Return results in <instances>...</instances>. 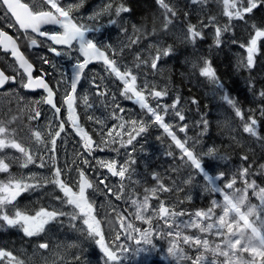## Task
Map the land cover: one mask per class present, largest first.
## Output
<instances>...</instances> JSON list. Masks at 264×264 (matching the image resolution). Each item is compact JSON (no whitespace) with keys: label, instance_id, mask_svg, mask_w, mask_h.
<instances>
[{"label":"trees","instance_id":"1","mask_svg":"<svg viewBox=\"0 0 264 264\" xmlns=\"http://www.w3.org/2000/svg\"><path fill=\"white\" fill-rule=\"evenodd\" d=\"M120 2L131 9L128 12V19L133 25V32L137 33L138 40L133 49L124 50L125 61L132 70L138 61H150L152 55L155 57L157 51L161 52L157 68L161 75L166 76L168 85L166 88L172 101L177 95L180 96L181 101L177 107L182 109L185 115L184 123L187 129L185 132H179V138L182 142L187 141L186 146L192 151L194 159L202 165V169L197 170L190 161L182 160L181 150L165 135H151L156 130L152 127L149 132L150 140L162 145L165 153L147 164L143 163L141 157L135 160L134 168L142 170L149 179L140 186L137 178H133L134 171L131 172L134 174L125 176L122 179V191L119 192L123 196V203L128 194L136 191L141 193L146 185L155 182L154 176L151 175L155 168L157 177L163 182V187L159 190L161 195L155 193V200H163L165 204L169 202L175 209L181 211L209 209L208 200L213 196L211 193L202 194L198 187L191 191L188 189L194 187L191 181L193 178L203 176L205 171L212 169L220 170L227 180L230 175L243 176L246 177V182L264 188V116L261 115L264 97L259 95L264 91V38L259 42L254 67L247 69L241 66V61L245 60L247 55L246 48L241 45H247L254 35L252 25L264 27V5L254 9L252 13L245 14L243 20H230L224 15L223 0H203L199 3H192V0H164L172 12L164 9L159 0ZM212 18L214 20L209 24ZM167 20L172 22L165 28ZM202 23L209 26L202 27ZM226 24L230 30L223 32L221 37L223 43L217 47L214 43L215 27L223 28ZM189 25H196L197 31H202L203 34L194 44L188 40ZM149 38L151 42L147 41ZM169 46L172 52L168 56H163L162 52ZM137 55L140 60H137ZM204 60L211 61L217 76L224 83L227 94L245 113L243 120L235 115L232 106L220 98L222 94L215 93L213 83L200 75L199 68L203 66ZM194 64L197 67L194 68ZM142 65H147L151 69L149 63ZM143 66L138 70L141 71ZM193 100L197 103H192ZM249 115L257 120V135L243 130ZM203 119L208 121L207 131L203 128ZM10 128L15 130L16 139L23 137L22 131L15 125ZM168 152H172L173 155L168 156ZM49 174L51 175V172ZM235 180L237 181L235 186L241 184L237 178ZM163 188L170 191H163ZM57 196L61 197V200L64 199L58 188L45 184L42 191L22 193L16 207L30 214L40 207L67 212L68 206L57 201L55 199ZM68 219L62 217V224L51 222L55 233V238L51 241L45 239L43 234L29 238L19 228L5 227L0 230V249L11 251L15 261L32 264L34 261L27 260L26 255L37 243H47L49 245L47 251L55 244L60 254L52 257L53 262L38 264H88L90 251L97 245L87 237L78 224L73 227V223L71 224V220ZM158 223L159 220H156V224ZM180 244L182 245V242ZM183 247L189 258L197 257L199 251L197 248ZM15 261L2 258L0 264H15Z\"/></svg>","mask_w":264,"mask_h":264},{"label":"snow or ice","instance_id":"2","mask_svg":"<svg viewBox=\"0 0 264 264\" xmlns=\"http://www.w3.org/2000/svg\"><path fill=\"white\" fill-rule=\"evenodd\" d=\"M84 0H80L79 4L68 5L62 7L58 0H45V3L50 6L48 10L36 7L35 0H32V6L29 3L21 2V0H0V12H3L5 17L12 18L13 23L6 25L8 28H13L18 26L19 29L24 30L25 35L29 32L38 34L39 37L45 38L43 46L47 48L48 52L54 54L55 56H68L72 59V53L76 52L79 56L76 58L73 64V71L70 79L66 82L64 91L61 93L62 100L58 102L54 99L56 92L60 90L62 85H65L64 76L65 73H60L59 79H57L54 85H51L46 81V77L49 73L40 69V75L35 76L33 72L35 66L29 62L25 57L23 52L20 51L16 39L9 35L3 29H0V48L4 51H10L11 56L15 59L18 65L17 71H21L23 75L21 76L22 87L28 90L42 89L46 92L45 96H42L39 100L32 101L34 105L46 104L50 107L52 116L44 124L38 125L37 130L32 132V138L37 146L44 154L37 156L29 148L22 146V143L18 142L15 138V130L11 129L9 123L0 120V152L5 149L11 148L17 150L23 157L22 167L27 168L30 164H36L39 160L40 168H50L51 176L47 178H38L35 174L31 177H16L10 174V164L5 162V158H0V173H9L6 180H0V230L5 227L19 228L26 237L37 236L44 233L46 230V225L50 222H56L57 224H62V217H68L71 221L81 220L82 225L86 226L82 230L87 234V237L91 239L96 245L99 246L102 255L104 257V264H123V259L129 248L125 247V244H121V234L116 233L114 239L109 244L106 241L105 235L101 230L100 221L93 214L94 207L93 203L90 202L87 195V190L93 188L92 182L88 179L85 171L79 167L76 168L77 175L79 177L78 181L75 182V186L78 190H74L73 186H69L65 182L67 173L72 169L68 167V161L64 162V167H60L57 162V140L59 139L62 144L66 143V137L68 132L66 130V123L71 129L80 137L81 146L85 152L91 155L94 151H104L106 148H111L113 152L119 154L120 148L126 147L127 145H132L133 141L136 140L141 133L147 130L148 125L143 121L138 122L133 119L130 121L131 130L126 133L127 139L124 140L121 133H116V136L121 137L117 140L113 137L112 130H108L107 136L109 139L105 140L103 138L104 128L101 127L99 135L101 136L100 142L96 143L93 141L92 136L84 130V128L79 123V117L76 114V99H77V88L80 86L83 74L88 68L89 64L93 61L100 60L106 65V71L110 75H114L119 81L122 82L123 88L120 95L128 101H134L139 105L140 109L146 110V114H150L152 122L159 125L167 132L175 145L181 150V159L190 161L195 165L197 170L202 169V165L198 160L194 159L192 151L186 146L187 141H181L177 138L176 134L171 130L172 125L165 122V116L168 115L169 109H171L172 116L178 118L179 121L185 120V115L182 109H178L181 98L176 96L172 104H161L157 103L153 107L149 103V97L153 100L159 101L161 98L168 95L167 88L162 90H156L155 85L149 86L148 80L145 78L142 82V88L138 89V76L133 74V70L128 69L124 66V70L117 65L116 59L109 58V52L115 55L116 50L112 48L111 44L99 45L96 40L90 37V34L98 32L100 29L95 26H90L88 24L78 22L77 19L73 18V12L79 9L83 5ZM161 6L169 12L172 9L169 8L168 4L164 3V0H159ZM203 2V0H192V3ZM225 6L224 15H226L230 20L238 19L243 20L245 14L252 13L254 9H257L261 5H264V0H223ZM113 9L112 4H108L103 7V13H110ZM131 9L126 7L123 3H120L114 9V14L119 16L122 12H130ZM101 12H97L95 15L88 17L89 20L95 21ZM173 15L175 13L173 12ZM214 18L209 20V24H212ZM111 24H115L116 20H110ZM172 21L167 20L164 27L167 28L168 24ZM53 25L59 26V31L48 32L42 30L43 26ZM209 25H204L202 27H208ZM254 29V35L251 36L250 41L247 45H241L246 48V59L241 61V66L247 69H251L255 65V55L259 52V42L264 38V27H257L255 24L252 25ZM230 30L229 25H224L223 28L217 26L214 30V43L219 47L223 41L221 39L223 32H228ZM188 40L191 43H195L197 38H202V31H197L196 25H189L188 29ZM136 41H133L135 43ZM235 43V41H234ZM31 46L40 47V43L36 38H32L30 41ZM57 46H63V48L58 50ZM123 52V49L120 50ZM172 52L171 46L162 52L163 56H168ZM161 59V52L157 51L155 57L150 62V67L152 70L157 69V63ZM137 60H140L139 55H137ZM40 62L42 65H48L49 67L55 69V65L48 59L47 55H42L40 57ZM149 61L141 60L140 63L135 65L136 69H139L141 64H148ZM203 66L199 68V73L201 76L208 78L216 89L220 90L223 95L221 99L225 101L228 105L232 106L235 111V115L240 117L242 120L245 117V113L240 107L236 106V101L227 94L224 83L220 81L217 76L216 69L212 66L210 60H204L202 62ZM197 67V65H193ZM16 75L8 76L3 70H0V86L10 82L16 81ZM93 87L97 88L96 96L99 97L100 105L107 107L104 97L108 95V90L105 87L104 90H99L100 85L96 83L95 80L91 81ZM55 89V90H54ZM147 92V96L145 95ZM261 97H264V91L259 93ZM83 104L87 108H92L93 105L89 103L88 96H83ZM112 100H115V94H112ZM192 103H197L193 100ZM115 108L120 112H124V109L120 108L119 105H115ZM62 109L67 113L65 119H61ZM163 112V115L161 114ZM261 115L264 116V109L261 110ZM41 117V111L39 108H35L31 114V119L34 121H39ZM113 118L120 120L121 123L119 127L124 129L125 123L123 116H116L113 113ZM13 120L16 117L12 118ZM89 120H92V116H88ZM55 121V123H53ZM97 124L103 125V121L97 120ZM203 128L207 131L208 121L207 119L202 120ZM257 120L249 115L248 122L244 125V132L257 135L256 131ZM113 127H116L115 125ZM180 132H185L187 125L178 126ZM62 133L64 134L62 136ZM134 133V134H133ZM119 144V147H113V145ZM95 145V147H94ZM135 149H133L134 151ZM212 151V150H210ZM168 156H172V152L167 153ZM47 156V159H45ZM186 158V159H185ZM95 159V158H94ZM247 159V157H244ZM75 164V160L72 161ZM82 163L87 165L90 161L86 158L82 160ZM96 163L101 168H106L113 177L124 178L126 173L129 172L131 165L135 163V160L129 156L128 159L120 165L119 170L117 165L119 163L116 159L111 160H96ZM62 176L64 178H62ZM31 179L36 181L35 183H28L27 180ZM106 179V178H105ZM42 181V182H41ZM103 183V181H101ZM45 184H51L58 188L62 193L64 199L57 196L55 199L60 201L62 204L72 206L71 212H65L61 209L49 210L47 207H40L39 210H35L33 213H29L25 210H20L16 207L15 202L17 198L26 191H36L45 186ZM219 191V189H216ZM163 191H170V189L163 188ZM109 192L111 189L109 188ZM113 195H116L113 193ZM117 198H119L117 196ZM131 203L136 205L138 211V205L135 200ZM163 204L161 202L159 207ZM10 206V207H9ZM158 207V208H159ZM166 207V206H165ZM11 212V214H10ZM139 221H143V218H139ZM75 227V223L72 224ZM120 227L124 229V240L127 241L129 238V233L124 227L123 223L120 222ZM129 228L131 225L128 226ZM42 249H48L49 245L43 243L39 245ZM136 253L142 252V250H135ZM8 258L10 261H15V257L11 251H5L0 249V259ZM15 264H23V261H15Z\"/></svg>","mask_w":264,"mask_h":264},{"label":"rangeland","instance_id":"3","mask_svg":"<svg viewBox=\"0 0 264 264\" xmlns=\"http://www.w3.org/2000/svg\"><path fill=\"white\" fill-rule=\"evenodd\" d=\"M62 1L66 6L80 3V0H61V2ZM82 6H84L82 14H84L87 19L97 12H101V15L95 22L98 23L99 21L100 27L107 26L110 28V33L103 34L101 37L105 43L108 42V44H111L116 52L121 53V58L116 59L117 65L121 67V70H124V66L131 69L122 54H124V50L128 51L133 49L134 45L138 42L137 33L133 32V25L126 19L119 21V24H111L109 21L114 18H105V13L102 12V9L106 5H103V2L99 3V0H84ZM113 11L114 9H112L111 13ZM133 41L136 42L133 43ZM147 41L151 42V38L147 39ZM121 49H123V52L120 51ZM153 58L152 55L149 64ZM137 63H140V61ZM137 63H135V65ZM142 66L141 64L140 67ZM132 70L133 74L138 76V89L142 88V82L145 78L148 80L150 87L155 85L156 90H162L168 86L166 84V76L161 75L158 68L152 70L145 65L141 71L136 68ZM122 88L123 85L120 81L118 84V93H114V101L112 98L109 100V93L104 97L105 103L107 104V107H105L103 105H97H100V98L96 96L98 89L94 91L92 85V93L88 94V99L91 101L90 104H92L93 107H86V112H90V116L93 117L91 122L96 123L97 120L103 121V125L100 124V129L103 126V138L105 140L109 139L107 136L108 130H112L113 137L117 140L121 137L116 136V133H121L123 139L126 140V133L130 131L132 127L130 121L133 119L137 120L138 125L140 121H143L148 125L147 130L141 133V135L133 141L132 145L120 148L119 154L113 152L111 148H106L104 151H94L97 153H92L93 155L90 156L78 145H69L67 143L63 144L64 151L56 154L57 162L59 159L62 168L65 166L64 162L68 161V167L72 170L67 173L65 182L68 183L69 186H73L74 190H78V188L73 185L78 177L76 172L77 167L83 169L90 182H92L93 188L87 190V195L90 202L93 203V214L102 223L101 230L105 238L108 239L104 227L106 226L107 231H109L110 228L114 231L117 226L116 219H118L119 224L122 222L127 229L129 238L127 241L122 238L121 241V244H125V247L129 248V251L123 259V264H264V188L255 183L246 182V177L230 175L228 180L223 177L216 182L215 177L221 174L220 170L212 169L211 171H205L203 176L191 180L194 187L188 189V191L198 187L202 194L211 193L214 197L210 196L208 200L209 209L181 211L180 209H175L169 202L165 204L163 200H155L156 198L154 197L156 195L154 194L158 192L157 195L160 196L161 193L159 190L163 187V182L157 177V169L155 168L153 172H151V175L155 178V182L146 185L141 193L136 191L135 193L128 194L125 197V203H123V196L120 195L119 192L121 193L122 191V179L124 178L113 177L106 168H101L94 160L116 159L119 161L117 165L118 170L120 165L123 164L129 156L134 160L141 157L145 164L152 162L153 158L162 156L165 153V148L162 145L155 143L152 139L150 140L151 137L149 132L152 127H155V131L157 132L153 131L151 135L161 136V134H163L172 144L175 143L162 127L152 122L154 118H150V114H146V110L140 109L139 105L134 101H128L120 95ZM214 91L217 94L223 95V93L216 88ZM145 95L147 96V92H145ZM168 95L161 98L159 101L149 97V103L153 107H155L158 102L170 105L173 101ZM115 105H119L120 108L124 109V112H120L116 109ZM37 107L41 111V116L44 117L43 123H39L44 124L51 118V111L45 108V112H43V104L38 106L34 105L29 95H24V93L21 92L16 102H13V98H2L0 100V120L9 123V126L15 125L19 129H22L25 135L24 138L29 144L26 148H29L38 156L44 153L35 145L32 132L37 130L40 124L37 125V121H35V126L33 124L32 126L30 125L32 120L30 118L31 114ZM108 108H112V110L110 111ZM106 109L109 111H106ZM113 113H115L116 116H123L124 121H127L124 129L119 127L121 121H116V119L113 118ZM161 114L163 115L162 111ZM13 117H16V119L13 120ZM19 118L20 120H18ZM165 122L172 125L171 130L178 138L180 132L178 126L185 125L184 121H179L178 118L173 117L171 109H169L168 115L165 116ZM114 125L116 127H113ZM100 129H98V131H100ZM96 132L97 131H94V133ZM99 133L98 139L96 140V136L92 133V139L96 141V143L98 141L100 142L101 139ZM69 134L71 137L73 136V133ZM113 147H119V144L113 145ZM133 149L135 150L133 151ZM0 158H5V162L10 164V168L13 164L19 167V161L23 163L21 154L17 150L11 148L0 152ZM84 158L88 159L90 163L87 165L83 164L82 160ZM73 160H75V164L72 163ZM38 165L39 162L30 164L27 168L22 167L18 172L10 170V174L12 176L25 178L31 177L33 174L38 178H47L51 176L49 174L50 168H40ZM134 166V164L131 165L129 172H127L125 176L134 174L131 173L134 171L135 175L133 178H137V183L140 186L148 182L149 176L143 173L142 170H137ZM8 176L9 173H0V180H6ZM62 178L64 177L62 176ZM235 178H237L241 184L235 186V182H237ZM101 181H103V183H101ZM27 182L35 183L36 181L28 179ZM109 188L111 192H109ZM216 189H219V191ZM42 190L43 188L34 192ZM32 192L33 191H31V193ZM113 193L116 195H113ZM116 196L119 198L117 199ZM18 198L15 204L19 202ZM132 200L137 202L138 211L136 205L131 203ZM161 202H163V204L159 207ZM67 212L71 211L68 210ZM131 218H134L139 224L132 222ZM139 218H143L144 222L139 221ZM155 220H160V223H155L152 230H146L140 233L137 232L140 229L138 225L148 226V224H152L151 222ZM0 223H2V221H0ZM72 223L76 225L77 220L75 222L71 221V224ZM50 224L51 222L46 225L45 232L37 235V237L43 234L45 239H50V241L53 240L52 238H55V233ZM129 225H131L130 228L128 227ZM79 226H81V229L86 228V226L82 225V221L79 223ZM186 231L188 232L186 233ZM118 232L122 237L124 236V229L122 232L120 230ZM109 233V237H114L116 235L112 234V232ZM180 242H182V245ZM40 244L43 243H37L31 252L28 251L26 255L28 258L27 260L34 261L32 264H38V262H53L52 257H56L60 254L55 244L49 249L50 252H47L48 249L40 248ZM183 245L185 247L189 245V247L197 248L199 250L196 254L197 257L193 259L189 258L182 248ZM137 249L142 250V252L139 254L136 253L135 250Z\"/></svg>","mask_w":264,"mask_h":264},{"label":"flooded vegetation","instance_id":"4","mask_svg":"<svg viewBox=\"0 0 264 264\" xmlns=\"http://www.w3.org/2000/svg\"><path fill=\"white\" fill-rule=\"evenodd\" d=\"M21 2L24 3H29L30 6H32V0H21ZM103 2V5H107L108 3L112 4V0H99V3ZM108 2V3H107ZM58 3L62 7H66L64 2L61 0H58ZM120 3V0H116L115 7H117ZM36 7L43 8L44 10H48L50 8L49 5L45 3V0H35ZM84 10V6H81L79 9L75 10L73 12V18L77 19L78 22H82L85 24H88L90 26H95L98 27L100 30L96 33L90 34V37L94 38L96 42L99 45H108V42H104L103 38L101 37L103 34H107L108 32L110 33V28L107 26L100 27L99 21L96 23L95 21H91L87 19L84 14H82V11ZM110 15V16H109ZM116 16L114 14V11L111 13H105V18L113 17L116 20V23L119 24L120 21V16ZM13 23L12 18L8 17L6 18L3 12H0V29H3L5 32H7L9 35L13 36L14 39H16V43L19 47V49L23 52V54L31 61V63L35 66L34 70V77L40 75V69L43 68V71L46 73H49L50 75L46 77V81L51 85H54L59 79L60 73H65L64 80H65V85H62L60 90L56 92L55 100L58 102L59 106V101L62 100V95L61 93L64 91V87L66 86V82L70 79L73 71V64L75 63L76 58L79 56L78 53L73 52L72 53V59H69L68 56H55L54 54L48 52L47 48L43 46V42L45 38L39 37L38 34L32 33L30 30L25 35L24 30L19 29L18 26L13 27V28H8L6 27L7 24ZM42 30L48 31V32H53V31H59V26H53V25H46L43 26ZM32 38H36L38 42L40 43V47L36 46H31L30 41ZM58 50L63 48V46H57ZM121 53L116 52L115 55H113L111 52H109V55L111 59H118L119 55ZM42 55H47L48 59L54 64L56 67L55 69L49 67L48 65H42L40 62V57ZM0 67L8 74V75H16L17 79L16 81L13 82V86L10 89H7L5 91L0 92V96H4L6 98L7 92L12 91L13 93L21 91H26L25 88L22 87V81H21V76L23 75L20 71H17V66L14 63V61L11 58V55L9 53H5L2 51L0 48ZM106 65L104 63H99L96 61H93L92 63L89 64L88 68L85 70V73L83 74L82 80L80 82V86L77 88V99H76V114L79 117V123L81 126L84 128L86 132L89 133V130L91 129V125L95 127V129H100V124L97 123H91L86 119V106L83 104V96L88 94H91V89H92V83L91 81L95 80L97 84L100 85L99 90H104L106 87L109 93V100L112 98V94L118 93V84L120 81L114 77V75L108 74V72L105 70ZM55 90V89H54ZM97 88L94 87V91H96ZM29 93L28 91H26ZM30 94H33L35 98L38 100L42 97L45 96V93L43 91H35L31 92ZM1 99V97H0ZM89 100V99H88ZM91 101H89L90 103ZM98 105V104H97ZM43 108H46L45 105ZM110 111L112 108H108ZM106 109V111H109ZM45 109H43V112ZM67 113L62 109L61 111V119L66 118ZM117 121V119H116ZM55 123V121L53 122ZM113 123V122H112ZM66 130L68 132V135L66 137V143L69 145H78L79 147L82 148L81 146V140L80 137L75 133L73 129L70 128V126L66 123L65 125ZM103 127V126H102ZM69 133H73V136ZM64 134L62 133V136ZM61 141L58 139L57 140V151H61ZM63 145V144H62ZM84 150V149H83ZM92 258L89 264H99V261L95 260L97 258V255L94 256L95 259H93L92 255H90Z\"/></svg>","mask_w":264,"mask_h":264},{"label":"water","instance_id":"5","mask_svg":"<svg viewBox=\"0 0 264 264\" xmlns=\"http://www.w3.org/2000/svg\"><path fill=\"white\" fill-rule=\"evenodd\" d=\"M5 52H6V51H5ZM8 52H10V51H8ZM12 58H13V57H12ZM13 59H14V58H13ZM0 70H1V69H0ZM6 86H7V83H6V84H4L3 86H0V90H1V89H4ZM41 90H42V89H41ZM219 178H221V176H220V175H219V176H217L215 180L217 181Z\"/></svg>","mask_w":264,"mask_h":264},{"label":"bare ground","instance_id":"6","mask_svg":"<svg viewBox=\"0 0 264 264\" xmlns=\"http://www.w3.org/2000/svg\"><path fill=\"white\" fill-rule=\"evenodd\" d=\"M108 3V2H107ZM96 4V3H95ZM131 19V18H130ZM126 23V22H125Z\"/></svg>","mask_w":264,"mask_h":264}]
</instances>
